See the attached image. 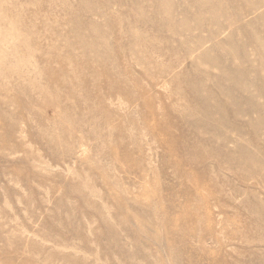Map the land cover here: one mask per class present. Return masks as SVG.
<instances>
[{"label": "rangeland", "instance_id": "1", "mask_svg": "<svg viewBox=\"0 0 264 264\" xmlns=\"http://www.w3.org/2000/svg\"><path fill=\"white\" fill-rule=\"evenodd\" d=\"M0 264H264V0H0Z\"/></svg>", "mask_w": 264, "mask_h": 264}]
</instances>
